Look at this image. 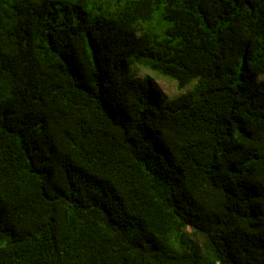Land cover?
Instances as JSON below:
<instances>
[{"label":"trees","instance_id":"trees-1","mask_svg":"<svg viewBox=\"0 0 264 264\" xmlns=\"http://www.w3.org/2000/svg\"><path fill=\"white\" fill-rule=\"evenodd\" d=\"M0 264H264V0H0Z\"/></svg>","mask_w":264,"mask_h":264},{"label":"rangeland","instance_id":"rangeland-1","mask_svg":"<svg viewBox=\"0 0 264 264\" xmlns=\"http://www.w3.org/2000/svg\"><path fill=\"white\" fill-rule=\"evenodd\" d=\"M137 74H150L151 76L154 77L157 89L159 90L160 94L167 97L171 98L174 97L177 93H179V89L176 87L175 81L171 80L169 78L157 75L153 72H150L145 69H138Z\"/></svg>","mask_w":264,"mask_h":264}]
</instances>
